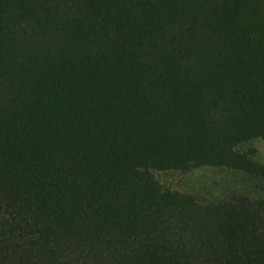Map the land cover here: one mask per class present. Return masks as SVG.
Segmentation results:
<instances>
[{
  "label": "trees",
  "instance_id": "trees-1",
  "mask_svg": "<svg viewBox=\"0 0 264 264\" xmlns=\"http://www.w3.org/2000/svg\"><path fill=\"white\" fill-rule=\"evenodd\" d=\"M258 139L264 0H0V264H264Z\"/></svg>",
  "mask_w": 264,
  "mask_h": 264
},
{
  "label": "rangeland",
  "instance_id": "rangeland-1",
  "mask_svg": "<svg viewBox=\"0 0 264 264\" xmlns=\"http://www.w3.org/2000/svg\"><path fill=\"white\" fill-rule=\"evenodd\" d=\"M252 144L257 148L259 158L264 161V139H258L252 142ZM208 172H205L203 170H197L193 173L192 176L188 177L189 175H185L180 177V180H174L172 179L173 176L166 177L170 182L172 181L174 184H179L182 187L189 186V184H193L197 182L198 179H201L203 174L207 175ZM159 176L161 178V173H159ZM191 180L190 183H188Z\"/></svg>",
  "mask_w": 264,
  "mask_h": 264
}]
</instances>
